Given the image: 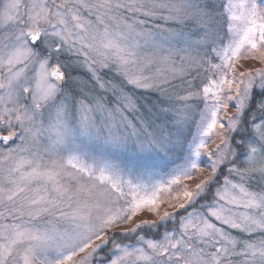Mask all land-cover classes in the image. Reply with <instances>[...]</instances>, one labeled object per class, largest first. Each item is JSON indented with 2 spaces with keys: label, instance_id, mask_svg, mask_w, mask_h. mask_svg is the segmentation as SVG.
<instances>
[{
  "label": "snow or ice",
  "instance_id": "obj_1",
  "mask_svg": "<svg viewBox=\"0 0 264 264\" xmlns=\"http://www.w3.org/2000/svg\"><path fill=\"white\" fill-rule=\"evenodd\" d=\"M242 59L264 64V0H3L0 264H264Z\"/></svg>",
  "mask_w": 264,
  "mask_h": 264
},
{
  "label": "rangeland",
  "instance_id": "obj_2",
  "mask_svg": "<svg viewBox=\"0 0 264 264\" xmlns=\"http://www.w3.org/2000/svg\"><path fill=\"white\" fill-rule=\"evenodd\" d=\"M257 68H264V64H262L261 62H259L257 60H243L242 59L237 63L235 71L232 73V75L237 76L240 72L255 70ZM201 107H203L202 104H201ZM227 111L229 114L234 112V108L231 107V104H230V107ZM219 118L221 119V121L227 120V116L223 112H221ZM225 127H227V124H225ZM212 140H215L214 136L209 140L207 151H211L215 148V143H213ZM215 142L218 143L219 141L216 140ZM11 147H15V145L11 146ZM207 151H205L204 154L200 158L201 162H202V166L205 167L206 170L202 174L197 173L193 176L192 179L184 181V183L187 184L189 188H195L196 184L199 183L204 177H206L209 174V170L207 169V165L211 163V161H212V159H214V157H209L207 155ZM166 208H167V205H161L159 210L162 213ZM167 210L170 212L174 211L173 209H170V208ZM141 219L156 220L157 215L155 213H151V212H148L147 210H144V211L138 213V215L133 218L132 223L126 225L125 227L130 228L135 223H138L139 220H141Z\"/></svg>",
  "mask_w": 264,
  "mask_h": 264
},
{
  "label": "trees",
  "instance_id": "obj_3",
  "mask_svg": "<svg viewBox=\"0 0 264 264\" xmlns=\"http://www.w3.org/2000/svg\"><path fill=\"white\" fill-rule=\"evenodd\" d=\"M205 75H206V74H205ZM201 79L203 80L204 77L202 76ZM205 81H206V80H205ZM150 99H153V100H154V99H155V96H151ZM224 174H225V171H224L223 169H221L220 179H222V177H223ZM202 202H203V201H202ZM168 227L171 228V227H172V224L170 223V224L168 225ZM161 231H163V229H161ZM147 234L151 235V233H147ZM233 234H234V235H239V233H236V232H233Z\"/></svg>",
  "mask_w": 264,
  "mask_h": 264
},
{
  "label": "flooded vegetation",
  "instance_id": "obj_4",
  "mask_svg": "<svg viewBox=\"0 0 264 264\" xmlns=\"http://www.w3.org/2000/svg\"><path fill=\"white\" fill-rule=\"evenodd\" d=\"M2 3H3V0H0V4H2ZM16 143L18 144L19 140H17ZM14 145L15 144H12V143L5 145V144H3V142H0V149H7V148L14 146Z\"/></svg>",
  "mask_w": 264,
  "mask_h": 264
}]
</instances>
